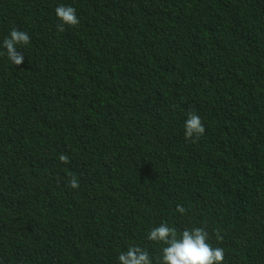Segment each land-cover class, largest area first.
Instances as JSON below:
<instances>
[{"label":"trees","instance_id":"1","mask_svg":"<svg viewBox=\"0 0 264 264\" xmlns=\"http://www.w3.org/2000/svg\"><path fill=\"white\" fill-rule=\"evenodd\" d=\"M13 25L31 44L0 57V264H117L161 219L264 264V0H0V39Z\"/></svg>","mask_w":264,"mask_h":264},{"label":"clouds","instance_id":"2","mask_svg":"<svg viewBox=\"0 0 264 264\" xmlns=\"http://www.w3.org/2000/svg\"><path fill=\"white\" fill-rule=\"evenodd\" d=\"M54 11L60 21L58 31L80 23L77 9L72 4L60 3ZM30 44L28 31L13 25L0 39V57L10 65H22ZM205 132L199 113L189 111L183 123L185 139L194 142ZM59 160L67 162L68 158L60 155ZM68 184L72 189L79 188L76 177L71 178ZM175 212L184 216L188 209L177 204ZM214 239L216 243H213V234L204 225L178 227L174 221L161 219L147 228L143 242L127 244L124 250L118 252L116 260L117 264H226L225 249L219 244L223 240L219 230L215 231Z\"/></svg>","mask_w":264,"mask_h":264}]
</instances>
